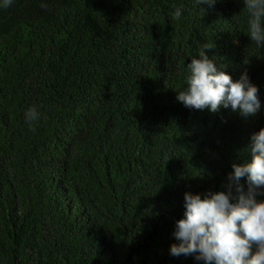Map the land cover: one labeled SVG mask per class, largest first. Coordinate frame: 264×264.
<instances>
[{"label":"trees","instance_id":"obj_1","mask_svg":"<svg viewBox=\"0 0 264 264\" xmlns=\"http://www.w3.org/2000/svg\"><path fill=\"white\" fill-rule=\"evenodd\" d=\"M248 19L243 0L0 7V264H205L170 247L185 192L227 194L264 128V46ZM205 44L218 70L258 87L256 114L178 102Z\"/></svg>","mask_w":264,"mask_h":264},{"label":"clouds","instance_id":"obj_2","mask_svg":"<svg viewBox=\"0 0 264 264\" xmlns=\"http://www.w3.org/2000/svg\"><path fill=\"white\" fill-rule=\"evenodd\" d=\"M13 0H3L0 7L11 6ZM217 0H197V3L213 7ZM249 15L248 36L259 46H264V0H243ZM46 8V4L41 5ZM177 8L173 19L181 17ZM214 47L205 44L198 58H192L187 66V89L178 91L177 100L188 108H209L216 112L221 106L239 111L243 116L254 115L261 108L258 87L250 82L247 72L237 81L223 70L217 61L209 58L206 50ZM223 67V66H221ZM31 125L39 117L35 107L25 113ZM35 130V129H33ZM252 160L233 164L229 176V191L211 194L201 199L199 194H184V218L176 222L173 233L178 244H172L173 256L193 255L205 264H264V200H257L251 191L246 195L241 178L247 176L250 185L264 186V128L252 136ZM233 188L235 195H233ZM234 201V202H233ZM255 244L257 250L252 253Z\"/></svg>","mask_w":264,"mask_h":264}]
</instances>
